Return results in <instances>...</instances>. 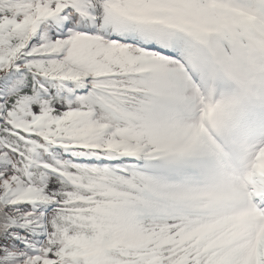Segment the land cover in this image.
Returning <instances> with one entry per match:
<instances>
[{
    "label": "snow or ice",
    "instance_id": "6c2138e0",
    "mask_svg": "<svg viewBox=\"0 0 264 264\" xmlns=\"http://www.w3.org/2000/svg\"><path fill=\"white\" fill-rule=\"evenodd\" d=\"M0 264H264V0H0Z\"/></svg>",
    "mask_w": 264,
    "mask_h": 264
}]
</instances>
